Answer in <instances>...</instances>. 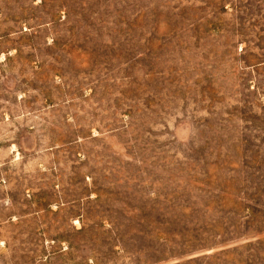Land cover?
Here are the masks:
<instances>
[{
    "label": "rangeland",
    "instance_id": "obj_1",
    "mask_svg": "<svg viewBox=\"0 0 264 264\" xmlns=\"http://www.w3.org/2000/svg\"><path fill=\"white\" fill-rule=\"evenodd\" d=\"M0 264H264V0H0Z\"/></svg>",
    "mask_w": 264,
    "mask_h": 264
}]
</instances>
